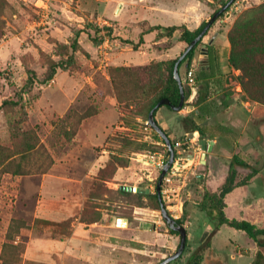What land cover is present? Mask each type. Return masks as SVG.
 <instances>
[{
  "label": "rangeland",
  "instance_id": "374dc122",
  "mask_svg": "<svg viewBox=\"0 0 264 264\" xmlns=\"http://www.w3.org/2000/svg\"><path fill=\"white\" fill-rule=\"evenodd\" d=\"M127 3L0 0V163L12 157L7 167L11 172L3 171L4 164L0 167V264H84L90 253L101 256L99 250L107 255L104 264H158L179 245V236L168 231L160 211L142 194L156 193L161 172L156 162L164 165L169 159L166 144L147 123L148 107L166 78L161 63L178 58L187 44L180 31L157 41L155 32L144 35L143 43L140 37L150 25L180 23L178 16L161 11L164 4L178 6L186 16L200 13L201 23L223 5L221 0H135L147 9L127 12ZM192 3L197 7L188 9ZM262 3L234 0L219 15L195 50L189 67L195 83L188 80L186 64L178 68L183 87L190 89L186 106L180 111L162 106L155 113L157 124L174 142L177 173L160 186L161 200L174 219L197 210L206 190L198 175L208 169L199 160L200 135L185 132L180 117L195 119L196 107L206 118L209 103L244 99L241 72L228 64V35L241 15ZM77 31L81 48L71 65L45 82L47 59L59 61L58 47ZM101 38L99 45L93 43ZM207 45L218 56L219 70L206 91L211 102L197 108L193 93L208 63ZM120 67L126 69H116ZM3 101L17 105L2 107ZM198 122L202 126L204 120ZM92 130L99 131L93 135L97 142L87 137ZM95 159L83 183L64 182L66 177L79 179ZM19 166L24 174H12ZM52 169L57 174L44 182ZM122 186L143 191L123 193ZM49 196L57 202L52 219L37 218L36 202ZM76 221L107 226L79 224L76 230ZM189 222L187 246H193L204 222L209 228L213 224L192 213ZM188 247L170 264H187ZM42 248L45 252L38 251ZM205 259L204 252L201 263Z\"/></svg>",
  "mask_w": 264,
  "mask_h": 264
},
{
  "label": "crops",
  "instance_id": "0c3cea01",
  "mask_svg": "<svg viewBox=\"0 0 264 264\" xmlns=\"http://www.w3.org/2000/svg\"><path fill=\"white\" fill-rule=\"evenodd\" d=\"M126 1H128L126 5L127 12L131 11L133 8L140 7L135 4V0ZM138 1L140 2V0ZM131 2L133 4H131ZM195 6L196 5L192 3L188 6V9L190 7L194 9ZM140 8L147 9L146 7ZM121 10H123V7ZM161 11L167 14L173 13L175 16H178L180 23L175 25H185L191 31L197 29L201 24V21H197L198 18H200V13L186 16L187 12L185 11L183 13L176 5L164 4ZM142 21L148 22V20ZM126 22L127 21L123 23ZM119 34H121V32H119ZM201 70L202 72L209 71L204 67ZM214 74H216V72ZM211 86L212 85L210 84V88ZM199 89L200 86L198 85L197 91L194 90L193 93L196 100ZM113 100L116 102L115 98ZM207 101L211 102V99L208 98L205 102ZM203 103L199 104L197 108L201 107ZM208 109V116L204 118V122L202 123L203 129L206 132L203 139L207 141V144L203 145L199 143L202 150L199 152L200 161H202V155L205 150L204 148H210L209 151H205L204 158L205 162L208 164V169L204 174L198 175L200 176L199 178L202 179V185L205 186L206 190L218 193L228 175L233 157L237 156L245 161L250 165V168L235 164L232 167L237 173V181L243 180L252 171H255V174H253V176L244 184L235 187L225 196L224 201L226 206L224 207L223 212L230 220H245L258 228H264V105L250 100L235 98L232 101H226L224 103L220 100H217V103H209ZM193 110L195 113H199V110H196V107H193ZM100 127L102 128V125H100ZM96 133H99V131L92 130L87 137L94 138L93 135H96ZM94 140L97 142L98 138H94ZM87 146L94 150L92 145L88 144ZM95 161L96 159L91 164L88 171H86L79 179L66 177V181L64 180V182L68 184H73V182L83 183L84 180L89 177ZM53 174H57L56 172L53 173V169L45 174L44 182H46V178L54 177ZM56 208L57 202L50 196L48 200L47 198L38 200L35 206V216L40 219L50 220L52 219L51 216ZM191 213L196 218L199 216L209 218L212 221L213 226L212 228H209L207 223L204 222V227L197 242L192 244L193 246H187V258H189L207 239H209V247L205 250V256L207 259L201 264H264V247H260L255 240L250 238L242 230H237L226 224L219 226L216 218H211L199 207L197 210H191L188 214V222L185 226L187 240L189 239L188 227L191 225V222H189V215ZM124 220L128 225V221L126 219ZM78 221H76L77 224L73 223L76 230L80 228L79 224H82L84 227L94 225L102 227L107 226L98 222L83 224ZM18 240L16 242H18ZM260 240L261 242H264V237H260ZM110 246L114 247L115 245L110 244ZM45 250L46 249L42 248L38 251L45 252ZM99 253L102 255L95 258L90 253V256L84 261V264H104L107 262V255L102 250H99ZM258 253L260 254L259 258L257 257Z\"/></svg>",
  "mask_w": 264,
  "mask_h": 264
},
{
  "label": "trees",
  "instance_id": "16d2710c",
  "mask_svg": "<svg viewBox=\"0 0 264 264\" xmlns=\"http://www.w3.org/2000/svg\"><path fill=\"white\" fill-rule=\"evenodd\" d=\"M228 1L229 0H221L220 4L224 6ZM206 24L207 22H202L201 25L193 31L189 30L185 25H180V26L172 25L167 27L160 25L149 26L146 30L141 32L140 42L143 43V36L151 32H155V39L157 41L165 37L168 38L172 37L176 31H180L181 32L180 40L186 43L188 46L191 43V41L201 33V31L204 29ZM110 32L111 30H109V33ZM80 33H81L80 31H77L73 35L72 39H70L68 44L60 45L58 47L56 51V56L60 58L59 61H54L51 58L47 59L48 73L44 79L45 82L53 78L59 69L65 70L71 65L73 61V54L81 48L79 43ZM204 35H206V33ZM228 39L230 43L228 64L230 68L239 70L241 72V75L239 76V80L242 87V91L244 93V99L264 105V3L253 9L251 12L241 15L235 21L234 27L232 28V30L228 35ZM101 42H102V38L100 40H95V39L93 40V43L95 45H99ZM200 42L201 39L192 47V49L185 55V57L178 62L179 69L183 64H186V67L189 69L195 55V50L197 46L200 44ZM206 53H207L208 63L206 66H204V68H206L209 71L201 72V75L199 76V79L201 78V83L199 84L200 89L196 100V103L198 105L207 100L208 94L206 91L210 87L211 84L210 80L215 76L214 73L219 70L218 56L214 51L212 45L206 46ZM179 57L161 63L165 66L166 78L163 83V86L161 87L160 91L157 94V97L153 99L152 102L150 103L147 111L148 114L153 108L156 107L157 103L163 98L168 99L171 105L176 106L179 104L180 89L173 75L175 63L178 61ZM116 69L124 70L126 68L120 67ZM29 83L30 85H32V79H30ZM183 89H184V98L185 100H187L190 94V89L185 85ZM12 104L17 105V103L12 101H3L2 107H8L11 106ZM163 106L167 107L169 110H172L170 106L167 105H163ZM185 106L186 104L183 103L182 108H184ZM158 108L155 109L154 111V117ZM193 115L195 116V119L189 116L180 117L185 132L187 133L197 132L201 137H205L206 132L198 122L199 120H204L203 114L201 113V111H199V113L194 112ZM156 135L158 138H160L159 137L160 135H158L157 133ZM160 140L162 141V143L165 144V141L162 139V137L160 138ZM172 146L174 148V142H172ZM31 148L32 146H30L28 150ZM24 154L25 153H22V156ZM167 154L170 155L168 149H167ZM5 158L2 159L0 163V167L4 164L2 167L3 171L11 172L7 170V167H9V165L11 164L12 161H10V159L12 157H7V159ZM234 164L238 166L250 168V165H248L245 161L241 160L237 156H234L232 159V163L230 165V170L228 172V175L226 176V179L222 184L219 192L214 193L205 190L200 202L198 203L197 208L199 207L200 209L204 210L211 218H216L218 220L219 226L222 224H226L237 230H242L250 238L255 240L260 247H264V242H261L260 240V237H264V228H258L255 225L245 220H241V221L235 219L230 220L224 215L223 209L226 206L224 201L225 196L229 192H231L235 187L244 184L247 180H249L253 176V174H255V171H252L243 180L237 181V173L232 168ZM17 168L18 169L14 170L12 174L14 175L24 174L23 171H21L20 166ZM199 180L200 179H198V181ZM121 191L123 193H128L123 189H121ZM142 195L149 199V201L153 205V209L157 211L161 210L160 200L157 193L153 195L145 193ZM185 216L187 219L188 218L187 211H183V216L180 219H175V222L183 226L186 222ZM168 231L174 235L179 236L178 232L169 229V227H168ZM186 247H187V242H186ZM208 247H209V239H207L188 258L187 264H194L195 262L200 264L202 261L203 253ZM257 257L258 258L260 257L259 253Z\"/></svg>",
  "mask_w": 264,
  "mask_h": 264
},
{
  "label": "water",
  "instance_id": "95a60500",
  "mask_svg": "<svg viewBox=\"0 0 264 264\" xmlns=\"http://www.w3.org/2000/svg\"><path fill=\"white\" fill-rule=\"evenodd\" d=\"M234 0H229L224 6H222L216 13H214L212 15V17L209 19V21L207 22L206 26L204 27V29L201 31V33L191 41V43L187 46V48L185 49V51L180 55L178 61L175 63L174 66V71H173V75L175 80L178 83L179 89H180V102L178 105H171L170 101L166 98L161 99L155 108H153L149 114H148V120L147 123L155 129V131L162 137V139L165 141V144L169 150V159L167 160V162L164 164L161 172H160V176L158 178L157 184H156V193L159 197L160 200V207H161V215L163 220L166 222V224L168 225L169 229L174 230L176 232H178L179 234V245L176 248V250L174 251V253L164 257L158 264H170L171 262H173L174 260L178 259L184 252L185 247H186V242H187V231L186 228L182 225H179L175 222V219L172 218L169 214V212L167 211V209L165 208L164 204L162 203L161 200V196H160V186L162 183V180L166 174V172L168 171V169L171 167V165L174 162V148L172 146V143L170 141V139L168 138V136L166 135V133L160 128V126L157 124L155 117H154V111L155 109H157L160 106L163 105H167L170 106L171 109H173L174 111H180L182 109L183 106V102H184V89H183V84L179 75V71H178V62L180 60H182L185 55L192 49V47L200 40L202 39V37L204 36V34L206 33V31L209 29V27L211 26V24L219 17L220 14H222L232 3ZM200 143L203 145H206L207 141L205 139H203V137H199ZM204 153L202 155V161L203 163H205V151L206 150H210L209 147H205L204 148ZM122 189L126 190V191H130V192H139V191H143L140 190L137 187L134 186H122ZM145 193H148L149 190H144ZM194 264H198L197 262H195Z\"/></svg>",
  "mask_w": 264,
  "mask_h": 264
},
{
  "label": "built area",
  "instance_id": "2783aa9c",
  "mask_svg": "<svg viewBox=\"0 0 264 264\" xmlns=\"http://www.w3.org/2000/svg\"><path fill=\"white\" fill-rule=\"evenodd\" d=\"M188 80L190 81V84H194L195 83L194 74H193V70L192 69H189V71H188ZM156 165L161 170H162V168L164 166L163 162H160V161L156 162ZM176 173H177V169H176V167L174 165V162H173V164L168 169V171L166 172V174H165V176L163 178L164 182H170L171 181V177L176 175Z\"/></svg>",
  "mask_w": 264,
  "mask_h": 264
}]
</instances>
